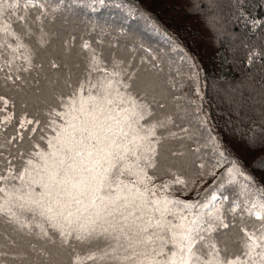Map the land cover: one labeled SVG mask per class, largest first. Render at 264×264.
<instances>
[{
    "label": "snow or ice",
    "instance_id": "1",
    "mask_svg": "<svg viewBox=\"0 0 264 264\" xmlns=\"http://www.w3.org/2000/svg\"><path fill=\"white\" fill-rule=\"evenodd\" d=\"M62 4L0 0V264H264V134L237 149L202 120L197 141L178 123L180 86L100 42L83 40L78 62L49 60V75L39 57ZM179 50L199 95L198 63ZM238 151L260 154L249 165Z\"/></svg>",
    "mask_w": 264,
    "mask_h": 264
},
{
    "label": "trees",
    "instance_id": "2",
    "mask_svg": "<svg viewBox=\"0 0 264 264\" xmlns=\"http://www.w3.org/2000/svg\"><path fill=\"white\" fill-rule=\"evenodd\" d=\"M164 1L166 3L161 1L152 7L146 6L147 0H105L104 5L93 3V0H64V4L60 5L61 13L47 26L53 33L51 43L41 51L39 57L44 62L45 72L49 75L55 72L48 67L49 60H55L57 64L78 62L83 40L94 46V42H100L106 55L111 52L109 49L115 55L117 50L125 51V56L120 57L141 65V76L158 73L161 86L170 87L172 83L180 86L178 91L173 90L182 97L178 103L183 119L178 123L187 128L197 141L204 134L202 120H207V126L213 129L214 134L237 149L243 143L241 137L264 134V55H258L249 63L251 51L264 53V29L253 28L247 23L253 18L264 20V0H200L196 13L202 15L204 20L214 21V28L201 25V29L197 21L190 20L191 16L181 18L173 15L169 3ZM52 2L55 6V0ZM141 7L147 11L146 15L141 12ZM93 8L96 10L93 11ZM175 8L172 7L173 10ZM64 19L70 23L65 24ZM151 21L157 25L160 23L171 35L184 41L192 57L200 56V53L196 50L198 48L190 45L194 41L190 33L194 36L203 32L199 42L208 44L210 41L211 48L214 45L217 51L223 49L226 52L233 77L221 82L216 75L215 55L210 63V54L205 53L200 59H195L203 71L200 80L205 88L204 93L197 95L193 83L188 79L191 74L188 63L180 57L175 58V51L170 53L168 47L161 48L155 43L157 34L150 25ZM219 24L223 27V34ZM141 33L147 38L142 39ZM70 36L75 39L70 41L71 47H68L65 42L69 41ZM159 41L165 46L161 39ZM127 53H131L132 60L126 57ZM152 64L157 67L152 68ZM221 89L228 91L229 101L220 100ZM13 114H19L18 104ZM202 154L208 156L211 163L215 162L209 148L202 147L197 155ZM237 154L250 165L260 153L249 156L246 152L238 151ZM255 175L260 177L264 173L256 172ZM219 180L221 182V177Z\"/></svg>",
    "mask_w": 264,
    "mask_h": 264
},
{
    "label": "rangeland",
    "instance_id": "3",
    "mask_svg": "<svg viewBox=\"0 0 264 264\" xmlns=\"http://www.w3.org/2000/svg\"><path fill=\"white\" fill-rule=\"evenodd\" d=\"M147 1L148 2H147L146 6H152V7H154L153 6L154 4L161 3V1L166 3L164 0H147ZM166 1L169 3V4L168 3L167 4L169 5V9L173 12V15L181 17V18H187V17L191 16L190 20L197 21V25H198L199 29H201V25L204 26V27L208 26L205 23V20L203 19L202 15H200L199 13H196V11L192 9V7L189 4V0H166ZM170 4H174V5H170ZM173 6L176 7L175 10L172 9ZM141 12L143 14H145V15L147 14V11L143 7H141ZM150 25L152 26V29L154 30V32L157 34L156 38H155L156 39L155 43L159 47H161V48L168 47L170 53H172V51H175V54L173 55L175 58L180 57V59H182V53L179 50L181 47L184 49V54L189 55L188 47L185 45L184 41H182L179 37H175V36L171 35L166 30V28H164L160 23H158V25H157V24H155L154 22L151 21ZM154 25L156 27H154ZM157 27L160 29V31L156 30ZM219 27H220L221 34H223V27L220 24H219ZM165 30L176 41V45L175 46L172 43H170L169 40L166 38V36L164 34ZM190 35L194 39L193 43H190V45L193 48H195V49L198 48V49H201V51H202V52H200L198 49H196L200 53V56H196L194 58L197 60V59H200L202 55H205V53H209L210 54V61L209 62L211 63L212 60H213V56L215 55L214 66L216 68V73H217L216 75H217L218 79L221 82H225V81H228L230 78H232L233 77V73H232V71L230 69L229 60H228V56H227L226 52H224L223 49H220V50L217 51V47H214V45H213V48H211V42L210 41H208V44L207 43H200L199 39L203 36V32H201L198 35H194V36H193V34L190 33ZM136 36L137 35H134V37H136ZM141 37H142V39L147 38L143 33H141ZM153 38H154V36H153ZM159 39H161V41L164 43L165 46L161 45V42L159 41ZM110 46H112V44H110ZM208 47H210V50H209ZM109 50L114 54L113 50H111V49H109ZM115 53L118 56H125V51H119L118 52V50H117ZM126 57L128 59H131V60L133 59L131 53H127ZM174 57H172V58L174 59ZM68 60L71 61V58L68 57ZM73 60H74V58H73ZM136 66H138V70L140 72L141 65H136ZM198 66H199V64H198ZM142 73L143 72H140V75H142ZM147 74L148 75H154V74H151V73H147ZM199 74H201V77H203V71L200 68V66H199ZM199 84H200V88H201L199 90V93H204L205 88H204V86L202 84V80H200ZM226 89H221L220 90V100L221 101H225V102L227 100L229 101V97H228V93H227L228 91ZM199 157L206 164L207 170L210 171L211 168H212V163L210 162V158L208 156L204 155V154L200 155ZM192 159H195V157H192ZM201 171H205V170H201ZM220 171H222V169L217 170L215 176L205 175L204 176V180L207 181L206 183H204L202 181H199V180L197 181L198 184L202 185L201 188H200L201 195L204 194V189H209V191L212 190V187H214V183H213L214 181L219 183V181H220L219 180L220 179ZM210 186H212V187H210Z\"/></svg>",
    "mask_w": 264,
    "mask_h": 264
},
{
    "label": "bare ground",
    "instance_id": "4",
    "mask_svg": "<svg viewBox=\"0 0 264 264\" xmlns=\"http://www.w3.org/2000/svg\"><path fill=\"white\" fill-rule=\"evenodd\" d=\"M131 24V23H130ZM84 28V27H83ZM112 33V32H111ZM93 38V37H92ZM153 45V44H152Z\"/></svg>",
    "mask_w": 264,
    "mask_h": 264
}]
</instances>
